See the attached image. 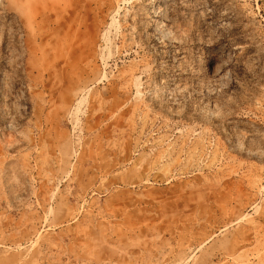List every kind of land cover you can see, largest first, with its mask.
I'll list each match as a JSON object with an SVG mask.
<instances>
[{
  "label": "rangeland",
  "instance_id": "rangeland-1",
  "mask_svg": "<svg viewBox=\"0 0 264 264\" xmlns=\"http://www.w3.org/2000/svg\"><path fill=\"white\" fill-rule=\"evenodd\" d=\"M0 264H264V0H0Z\"/></svg>",
  "mask_w": 264,
  "mask_h": 264
},
{
  "label": "bare ground",
  "instance_id": "bare-ground-1",
  "mask_svg": "<svg viewBox=\"0 0 264 264\" xmlns=\"http://www.w3.org/2000/svg\"><path fill=\"white\" fill-rule=\"evenodd\" d=\"M164 3V2H163ZM166 12V11H165ZM166 14H167V12H166Z\"/></svg>",
  "mask_w": 264,
  "mask_h": 264
}]
</instances>
